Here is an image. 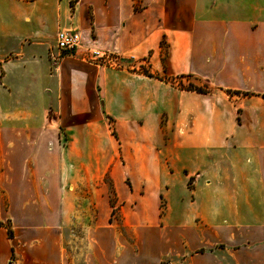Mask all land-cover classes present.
Instances as JSON below:
<instances>
[{
    "label": "crops",
    "instance_id": "1",
    "mask_svg": "<svg viewBox=\"0 0 264 264\" xmlns=\"http://www.w3.org/2000/svg\"><path fill=\"white\" fill-rule=\"evenodd\" d=\"M71 1L0 0V125L29 117L37 143L60 130L75 154H148L162 127L199 174L200 227L169 241L168 264H264V0ZM61 29L79 32L75 51ZM214 172L230 186H203Z\"/></svg>",
    "mask_w": 264,
    "mask_h": 264
},
{
    "label": "rangeland",
    "instance_id": "2",
    "mask_svg": "<svg viewBox=\"0 0 264 264\" xmlns=\"http://www.w3.org/2000/svg\"><path fill=\"white\" fill-rule=\"evenodd\" d=\"M138 70L148 71L145 65ZM176 81L187 89L203 87ZM25 123L19 130L0 125V264L177 263L165 257L176 253L169 241L200 227L194 154L162 140V127L148 154H130V144L113 154H75L78 145L66 132L37 143L29 117ZM90 147L97 152L103 144L95 139ZM212 162L217 167L221 161ZM216 173L204 175L203 186H230L228 175L220 181Z\"/></svg>",
    "mask_w": 264,
    "mask_h": 264
},
{
    "label": "built area",
    "instance_id": "3",
    "mask_svg": "<svg viewBox=\"0 0 264 264\" xmlns=\"http://www.w3.org/2000/svg\"><path fill=\"white\" fill-rule=\"evenodd\" d=\"M57 47L61 51L73 52L75 51L81 41V36L78 31L72 29H61L56 35ZM92 55L102 60L103 63L110 65H118V55L101 52L99 50L92 51Z\"/></svg>",
    "mask_w": 264,
    "mask_h": 264
},
{
    "label": "trees",
    "instance_id": "4",
    "mask_svg": "<svg viewBox=\"0 0 264 264\" xmlns=\"http://www.w3.org/2000/svg\"><path fill=\"white\" fill-rule=\"evenodd\" d=\"M75 1H77V0H73V1H71V3L74 4ZM143 72L146 73V74L152 75L148 71H143ZM189 89L196 90L197 92H202V93H206V92L209 91V88L207 86H203V87H192V88H189Z\"/></svg>",
    "mask_w": 264,
    "mask_h": 264
}]
</instances>
